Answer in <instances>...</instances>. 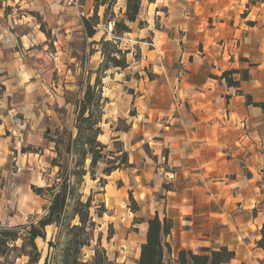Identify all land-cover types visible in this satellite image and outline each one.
Returning a JSON list of instances; mask_svg holds the SVG:
<instances>
[{"label":"rangeland","instance_id":"1","mask_svg":"<svg viewBox=\"0 0 264 264\" xmlns=\"http://www.w3.org/2000/svg\"><path fill=\"white\" fill-rule=\"evenodd\" d=\"M67 1L2 0L0 264H121L125 251L133 257L127 233L139 232L145 221L136 219L148 214L139 217L131 197L137 204L143 190L154 200L185 188L189 179L179 168L189 159L184 149L195 146L187 132L200 126L201 116L216 122L225 109L220 97L237 91L227 89L222 72L247 69L248 78L264 84V0H143L137 19L125 21L130 31L118 36L109 19L123 17L125 0H116L112 12L98 7L95 40L82 30L94 11L79 15ZM86 2L79 0L85 14ZM114 57L125 66H113ZM97 78L105 98L98 135L106 145L102 153L121 148L128 165L106 175L104 157L93 168V180L85 160L88 172L79 191L82 200L90 196L93 225L90 245L77 252L73 242L67 244L72 236L56 223L40 227L42 234L33 239L28 231L49 205L35 188L57 176L51 139L65 131L75 136V100ZM205 82L215 85L206 106Z\"/></svg>","mask_w":264,"mask_h":264},{"label":"crops","instance_id":"2","mask_svg":"<svg viewBox=\"0 0 264 264\" xmlns=\"http://www.w3.org/2000/svg\"><path fill=\"white\" fill-rule=\"evenodd\" d=\"M87 2L86 16L94 11L93 0ZM96 34L97 29L86 37L95 40ZM204 85L208 86L207 98L202 101L206 106L215 85ZM263 87V81L252 75L240 80L239 86L233 87L240 92L220 97L225 109L216 122L201 116L196 121L200 126L187 132L185 137L195 146L184 149L189 159L179 168L189 179L185 188L167 190L164 197L154 200L151 192L143 190L137 200L135 213L139 217L148 214L143 221L155 213L172 220L166 236L171 258L182 248L201 251L225 245L234 251L227 264H264V249L257 244L264 226V107L254 105L264 102ZM144 240L145 222L139 232L127 233L125 242L132 246L134 241L133 257L125 251L128 255L121 257V264H135Z\"/></svg>","mask_w":264,"mask_h":264},{"label":"trees","instance_id":"3","mask_svg":"<svg viewBox=\"0 0 264 264\" xmlns=\"http://www.w3.org/2000/svg\"><path fill=\"white\" fill-rule=\"evenodd\" d=\"M143 0H125V10L120 20L109 19L113 22L112 32L118 36L126 31H130V27L125 21L134 22L141 10ZM154 1V0H149ZM254 3L255 0H250ZM116 0H94L93 15L84 18V32L87 36H92L96 32V25L99 21L97 15L98 7L105 6L104 13L112 12V6ZM2 0H0V8ZM103 39V38H102ZM106 41L102 40V43ZM113 66L124 67L120 59L113 58ZM110 66H105L107 69ZM233 73H241V79H235L231 75ZM226 80L227 86L238 87L240 80L248 79L247 69H227L221 74ZM97 78L95 84H87L80 97L75 100V120L74 128L76 134L73 136L71 132L56 133L51 139L54 142L55 156L51 159V165L58 167L55 180L46 187H36L38 194L47 196L49 205L47 212L39 219L38 225H31L28 233L33 239L41 235L40 227L47 224L56 223L64 227L68 234L72 237L68 239V243H74L75 249L79 252L84 245H90V237L88 228L93 225L90 216L91 199L88 196L82 200V193L79 191V185L83 181V176L88 172L85 168V160L89 158L90 177L95 180L93 168L97 166L100 159L106 157V165L102 168V173L109 175L115 169L121 168L122 165H128V154L121 148L115 151L108 150L102 153L106 147L105 144L98 140L101 133L99 125L102 115L104 99L101 95ZM237 92H240L237 89ZM248 102L250 97L247 96ZM254 105L264 107V102H255ZM131 165V164H130ZM100 181H104L100 177ZM131 202L135 210L138 209L137 204L131 197ZM99 214V213H98ZM77 219L76 223H72L73 219ZM141 222L142 219H136ZM173 227L172 220L168 217H160L158 213L145 221V240L140 243L139 256L135 264H227L233 257L234 251L225 245L217 248H203L201 251L182 248L178 250L175 258L170 256V245L166 240V236L171 232ZM82 231L83 234L76 237V233ZM261 238L257 244L264 249V226L261 229ZM65 256L68 247L65 248ZM95 256H100V252L94 249ZM167 257V259H166ZM66 258L63 259V263ZM43 264H48L45 260Z\"/></svg>","mask_w":264,"mask_h":264},{"label":"built area","instance_id":"4","mask_svg":"<svg viewBox=\"0 0 264 264\" xmlns=\"http://www.w3.org/2000/svg\"><path fill=\"white\" fill-rule=\"evenodd\" d=\"M67 3H68L69 5L76 6V7H77V10L80 11V14H79V15H82V16L85 15V13H83V11L79 9V8H80V7H79V0H68Z\"/></svg>","mask_w":264,"mask_h":264}]
</instances>
